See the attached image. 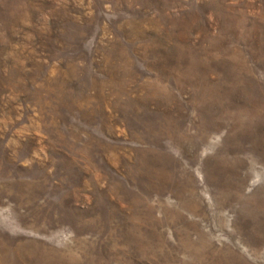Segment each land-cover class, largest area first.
<instances>
[{"label": "rangeland", "instance_id": "obj_1", "mask_svg": "<svg viewBox=\"0 0 264 264\" xmlns=\"http://www.w3.org/2000/svg\"><path fill=\"white\" fill-rule=\"evenodd\" d=\"M0 264H264V0H0Z\"/></svg>", "mask_w": 264, "mask_h": 264}, {"label": "bare ground", "instance_id": "obj_2", "mask_svg": "<svg viewBox=\"0 0 264 264\" xmlns=\"http://www.w3.org/2000/svg\"><path fill=\"white\" fill-rule=\"evenodd\" d=\"M12 257V256H11Z\"/></svg>", "mask_w": 264, "mask_h": 264}]
</instances>
